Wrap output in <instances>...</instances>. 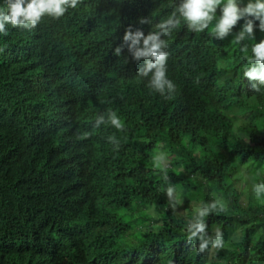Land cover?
<instances>
[{
  "label": "trees",
  "instance_id": "obj_1",
  "mask_svg": "<svg viewBox=\"0 0 264 264\" xmlns=\"http://www.w3.org/2000/svg\"><path fill=\"white\" fill-rule=\"evenodd\" d=\"M179 3L80 0L59 19L45 16L31 30L6 25L8 34L0 33V264H205L212 246L200 253L198 241H187V226L214 200L226 211L203 218L208 237L214 227L223 241L235 225L242 232L238 246L216 255L224 264H264V193L252 191L264 183V89L256 93L258 82L243 75L242 44H232L226 61L224 43L209 32L215 20L203 33L182 21L162 37L171 99L148 89L151 73L140 76L146 59L136 61L126 47L114 55L129 26L147 36ZM258 24L255 36L264 34ZM255 42H243L248 55ZM219 63L227 69L221 86ZM230 105L252 115L238 137L225 115ZM109 109L123 130L96 126ZM158 143L188 176L168 168L145 175L156 170ZM243 172L254 176L250 184ZM172 185L182 187L173 198L187 219L169 209ZM150 206L157 219L130 240L137 224L125 217Z\"/></svg>",
  "mask_w": 264,
  "mask_h": 264
},
{
  "label": "clouds",
  "instance_id": "obj_2",
  "mask_svg": "<svg viewBox=\"0 0 264 264\" xmlns=\"http://www.w3.org/2000/svg\"><path fill=\"white\" fill-rule=\"evenodd\" d=\"M241 0H180L174 11L166 19L161 20L154 26L147 36L140 29L133 30L129 26L123 36V43L115 48L114 55L121 56L124 48L132 54L136 61L146 59V68L140 71V76L151 77L147 87L154 93H159L165 99H171L175 91L174 83L167 78L168 53L164 50L167 43L163 36L171 34V30L180 26L183 21L188 30L195 33H203L209 29L210 24L215 20L211 29V35L216 40H224L228 37L238 22L243 20L241 30L235 35L233 43L242 44L240 51L244 53L247 66L244 70V77L249 81L258 82L252 84L256 93L264 89V40L254 43L251 46V55H248L249 46L243 43L245 40H255L254 27L256 21L258 28L264 32V0H248L246 6H240ZM80 0H7V10L0 11V33L7 35L6 25L13 28L34 29L45 16L59 19L65 15L69 8L76 9ZM220 9L221 15L217 19L216 12ZM141 24H152L151 19L141 18ZM142 42V46H141ZM107 117V119L105 118ZM96 126L101 124L111 125L117 130H123L124 125L117 113L109 109L105 115L96 118ZM89 133H84L79 138L85 139ZM110 143L118 141L115 136L108 137ZM162 159V157H157ZM167 179V177H165ZM252 191L256 196L264 193V183L254 184ZM174 189L168 187L167 194L173 197ZM226 211L225 204L220 200H214L205 204L197 210V216L187 226V241L189 243L199 242L198 251L204 253L211 245L215 249L224 247L222 233L216 230L215 239L208 237L204 217L210 212Z\"/></svg>",
  "mask_w": 264,
  "mask_h": 264
},
{
  "label": "rangeland",
  "instance_id": "obj_3",
  "mask_svg": "<svg viewBox=\"0 0 264 264\" xmlns=\"http://www.w3.org/2000/svg\"><path fill=\"white\" fill-rule=\"evenodd\" d=\"M247 3H248V0H241L240 6L241 7L246 6ZM209 32L211 33V30ZM233 38L234 37L232 35H229L224 40H221L224 43V48L226 51L225 53L226 61H229L231 57V48L233 44ZM255 39H257L259 42L260 40H264V34L261 33V34L256 35ZM219 71H220L221 76L217 80V85L221 86L220 83L226 81V75H227V69L224 68L223 63H219ZM242 112H243L242 106H238V105H230V107H228L225 111L226 117L232 122V126H233L232 131H231V137H238L240 135L239 131L237 130L239 126L244 123L250 122L252 120V118L249 117V116H252L251 112H248V113L247 112L242 113ZM153 151L155 152V155L152 157V162L154 166L156 167V170L145 173L146 176L151 177V176H154L153 174H160L162 173V168L172 169L173 171H175L174 173L178 176H184V175L188 176V172L184 168V165L177 166V165L169 163L170 156L168 155L166 151L164 152L161 143H158V145ZM157 157H162V159H157ZM239 173H242V169L240 170ZM243 173H246V172H243ZM245 175L248 176V183L250 184L252 180L254 179V176L251 173H246ZM172 188L174 189L173 196H175L182 190V187L179 185H172ZM243 191L245 192H243L244 197L243 196L242 197L245 198L246 195L248 194V189L244 188ZM250 197L252 199H255L256 201H261L259 198H255L253 194H251ZM192 205L195 206L194 204ZM169 209H173L177 215L182 216L185 219H187L185 212L181 210L179 204H177L174 201L173 197L170 198ZM126 215L131 216V213H126ZM123 217H125V215ZM156 217H158V215H157L156 208L154 206L145 207V208L140 207L138 211L134 212L133 218L129 219L125 217V220L131 221L132 224L134 223L133 219H135L136 224H137V229H136L137 232L135 231V233L130 236V240H133L136 236L140 235L142 226L149 225L150 221H154L155 219H157ZM148 218H151V220H147ZM216 230H217L216 227L212 229L211 239L213 240L215 239ZM241 239H242V232L239 229V225H235L234 227L229 228L225 232V236H224L225 241H224L223 253L227 254L231 249L238 246L240 244ZM205 264H224V261L221 257H218V255H216L215 248L212 247L210 255H208L205 258ZM237 264H240V263H237ZM242 264H246V261L243 262Z\"/></svg>",
  "mask_w": 264,
  "mask_h": 264
}]
</instances>
